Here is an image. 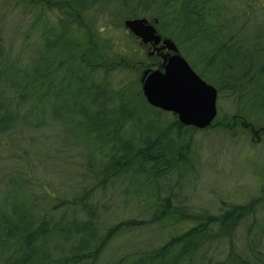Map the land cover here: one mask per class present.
Wrapping results in <instances>:
<instances>
[{"label":"trees","instance_id":"trees-1","mask_svg":"<svg viewBox=\"0 0 264 264\" xmlns=\"http://www.w3.org/2000/svg\"><path fill=\"white\" fill-rule=\"evenodd\" d=\"M153 2L157 31L171 38L183 57L187 58L181 50L184 44L210 48L209 54L198 55L202 65L197 73L218 92L226 91L239 105L263 85L264 36L244 33L251 24L264 26V13L259 12L264 0ZM57 18L50 20L43 12L38 13L23 28L21 44L13 51L0 40V74L4 76L0 137L21 129L28 131L27 143L32 145L34 130L57 118V111L50 114L45 107L39 121L31 120L27 112L46 103L53 83L46 73L37 77L41 72L33 69V78L25 76L30 68L19 59L29 48L35 52L41 44L52 42L50 49L58 52L51 65L65 67L67 72L59 85L72 94L75 89L82 99L80 107L73 109L77 117L74 126L81 138L75 136L72 145L83 146L86 172L64 191L66 194L57 195L46 190L36 195L29 174L15 171L7 175L5 187L15 189L9 191L13 199L0 211V264H264V187L255 198L232 201L214 210L190 204L183 192L185 172H192L196 159L191 142L196 129L182 125L175 115L167 117L165 111L151 107L140 93L135 104L124 100L122 89L116 87L122 81H115L110 74L118 70L125 75L137 62L138 67H161V58L149 56L145 46L138 45L120 48L118 57H110L105 48L107 58L97 54L89 60L74 51L73 45L81 41L79 36L73 37L77 35L71 28L74 20L67 13ZM258 38L263 41L256 45ZM13 72L21 77L7 79L6 74ZM50 94L56 97L54 92ZM140 105L156 113L155 121H134L130 108ZM69 107L64 110L71 113ZM241 111L237 107L232 117L218 126L234 134V128L228 127L233 119L238 122L242 118L251 125ZM26 153L23 155L28 158ZM16 159L13 164L19 167L24 160ZM129 183H135V187H129ZM253 212L261 216L243 230L244 219ZM144 231H159L164 241L152 248L137 246L106 254L113 242L129 246L127 240ZM237 232L244 234L242 240L235 241Z\"/></svg>","mask_w":264,"mask_h":264},{"label":"rangeland","instance_id":"rangeland-1","mask_svg":"<svg viewBox=\"0 0 264 264\" xmlns=\"http://www.w3.org/2000/svg\"><path fill=\"white\" fill-rule=\"evenodd\" d=\"M33 5L37 6L36 9L32 8ZM155 7L153 0H95V2L91 0H16L13 2L0 0V40L13 51V48H18L21 44V36L25 27L36 19L38 13L43 12L50 20H57L58 16L67 13L68 18L74 20V26L71 27L77 34L73 36L74 39L78 36L81 39L79 45H73L76 55L81 54L89 60L97 54L107 58L109 50L110 57H114V54L118 57L120 48H136L140 45L145 46L144 50L149 56L159 57L158 52L151 53L152 48L149 44H141L139 39L129 33L124 26L125 19L135 17H145L153 23ZM260 11L264 13V6ZM244 34L249 37L252 34L254 36L260 34L262 37L264 26L251 24L247 26ZM262 41L260 38L256 41V45L261 44ZM253 44L254 41L250 46ZM52 45V42H48L45 46L41 44L35 52L29 48L21 53V58H19L23 59L22 61L26 62L27 67L30 68L25 76L33 78V71L41 72L37 77L46 73L45 77L51 79L53 83L51 88L53 91H47L49 94L44 99L46 103L36 106L37 108L30 113L27 112L32 115L31 120L39 121L37 118L41 116V108L45 110V107L50 114L57 111L55 115L57 118L47 120L41 130H34L32 135L35 139L32 145L27 143L28 131L21 129L11 132L4 138L0 137V142L2 138L4 141V147L0 144V192L5 191L3 194L0 193V211L4 210L8 202L13 199L9 191L15 188L5 187L8 174L15 171L24 173V176L29 174L28 178L33 183L36 195L43 194L45 190L51 195H57L64 191L67 192L66 190L73 186L75 179L86 172L83 168L84 158L81 151L83 146L72 145L75 136L78 135V138H81L77 132L78 129L74 126L77 117L73 109L80 107L82 99L77 97L75 89L72 94L65 86L59 85L60 78L67 75V72L65 67L58 69L55 64L51 65L53 56L58 52L57 49H50ZM181 50L186 53L187 61L196 72L201 69L202 65L198 55L210 53V48L206 45H192L191 47L184 44ZM41 55L44 58H40ZM77 58L78 56L75 59ZM134 64L133 71H128L129 73L125 75L120 74L118 70L110 74L115 81H122L116 87L122 89L124 100H132L135 104L138 93L144 98L141 91V74L146 67H138V62ZM151 68H158V66L153 65ZM3 77L0 74V93ZM19 77L21 76L14 72L6 74L7 79H19ZM262 83L263 85L251 91L252 94L247 95L239 105L234 103L232 97L226 95V91L218 92L215 119L210 126L204 129L195 128L196 131L191 134L196 159L193 161L192 172L189 170L185 172L187 185H184L183 192V195L188 196L190 204L214 210L222 204L249 200L261 194L262 186L264 187V137L260 134L264 131V81ZM52 92L56 97L51 96ZM2 100L0 94V104ZM67 106H70L68 109L72 110L71 113L64 110ZM237 107L242 108L241 112L251 120L253 126L242 118L238 119V122L233 119L229 122L231 126L228 127L234 128L232 130L235 132L230 134L218 125L222 124L223 119L232 117ZM28 108L23 109L22 113ZM130 109L134 111L135 122L155 121L156 113L147 106L140 105L139 108ZM127 111L129 112V110H122L123 113ZM165 112L167 117L173 116L171 112ZM70 129L77 133L70 134ZM9 139L13 143L9 144ZM8 145H13L14 149H5ZM24 151L29 155L28 158L24 157ZM13 156L24 160L19 167L14 166L16 158ZM32 165H34L33 168ZM175 177L177 178V175ZM129 187H135V183H129ZM260 216L261 214L253 212L244 219L241 228L245 230L255 217ZM235 237V241H239L243 239L244 234L237 232ZM163 241V236L159 231H144L136 237L133 236L129 241L127 240L129 246L122 241L113 242L106 250V254L110 255L112 252H121L125 249L130 250L137 246L152 248Z\"/></svg>","mask_w":264,"mask_h":264},{"label":"water","instance_id":"water-1","mask_svg":"<svg viewBox=\"0 0 264 264\" xmlns=\"http://www.w3.org/2000/svg\"><path fill=\"white\" fill-rule=\"evenodd\" d=\"M156 23L145 17L124 20L129 33L152 47L151 53L165 50L161 67L142 70V94L150 106L175 114L182 125L206 128L217 114V89L191 67L171 38L157 31Z\"/></svg>","mask_w":264,"mask_h":264},{"label":"flooded vegetation","instance_id":"flooded-vegetation-1","mask_svg":"<svg viewBox=\"0 0 264 264\" xmlns=\"http://www.w3.org/2000/svg\"><path fill=\"white\" fill-rule=\"evenodd\" d=\"M152 48V47H151ZM165 52V50H163V51H160V52H158L159 54L158 55H161V53H164ZM171 114H173V113H171ZM174 115V114H173ZM190 127H193V126H190ZM193 128H195V127H193ZM204 129V128H203ZM263 134V135H262ZM261 135V137H264V133H262ZM256 158V157H255ZM260 161V160H259ZM259 163H261V162H259Z\"/></svg>","mask_w":264,"mask_h":264}]
</instances>
